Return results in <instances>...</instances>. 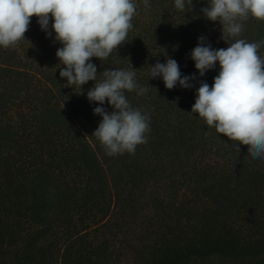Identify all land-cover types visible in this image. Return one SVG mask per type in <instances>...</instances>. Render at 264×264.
<instances>
[{"label": "trees", "instance_id": "1", "mask_svg": "<svg viewBox=\"0 0 264 264\" xmlns=\"http://www.w3.org/2000/svg\"><path fill=\"white\" fill-rule=\"evenodd\" d=\"M134 2L127 41L107 59L90 61L97 81L105 69L132 67L148 89L124 91L149 116L147 142L134 154L109 156L92 135L101 119L93 109H113L88 101L94 81L81 92L66 85L55 56L61 45L36 17L25 39L0 47V264H102L118 233L138 241L133 264L212 255L264 264V159L252 158L246 145L238 153L235 141L190 113L200 82L211 86L219 65L201 77L189 54L201 36L213 49L227 47L221 26L201 13L207 0H193L188 13L174 0H149L148 10L143 0ZM239 38L264 41V21L249 18ZM166 58L177 61L182 76L195 77L191 88L169 90L150 79L148 66ZM148 194L153 211L146 216ZM98 227L109 239L92 235Z\"/></svg>", "mask_w": 264, "mask_h": 264}, {"label": "clouds", "instance_id": "2", "mask_svg": "<svg viewBox=\"0 0 264 264\" xmlns=\"http://www.w3.org/2000/svg\"><path fill=\"white\" fill-rule=\"evenodd\" d=\"M143 5L146 10L151 7L149 0H143ZM174 7L191 12L193 0H174ZM200 11L207 20L219 22L220 39L227 47L213 49L205 37H198L189 56L199 76L217 64L219 71L211 86L200 82L190 113L198 114L208 127L235 141L238 153V145H246L252 158L264 159V55L259 53L264 41L239 38L249 18L264 21V0H207ZM136 14L134 0H0V47H13L25 39L30 18L36 17L46 37L54 33L55 42L61 45L55 56L63 65L59 75L66 79V85L78 86L81 92V86L94 81L86 92L88 101L99 105L107 101L113 109H93L101 119L92 135L109 156L134 154L137 145L147 142L149 116L133 108L124 91L143 95L148 89L138 85L132 67L105 69L102 80L97 81V67L90 61L93 57L107 59L127 41ZM148 69L150 79H162L169 90L177 85L191 88L190 81L195 79L182 76L172 58Z\"/></svg>", "mask_w": 264, "mask_h": 264}, {"label": "rangeland", "instance_id": "3", "mask_svg": "<svg viewBox=\"0 0 264 264\" xmlns=\"http://www.w3.org/2000/svg\"><path fill=\"white\" fill-rule=\"evenodd\" d=\"M17 110L13 107L9 114L14 117L16 115ZM77 121V120H76ZM79 125H81L79 123ZM152 196L153 194H148L146 195L147 200V205L144 207L142 211H144L145 215L148 216L152 214ZM148 198V199H147ZM179 198V196H178ZM249 218L247 220L243 221V225L249 224ZM129 221V220H128ZM95 234L96 238L99 240H107L109 239V234L106 235V230H104V227H98L92 235ZM127 242H130V244H127ZM138 241H136V238L131 236L130 238H126L125 240L123 239L122 233L117 234V240H116V245L114 243L111 244L110 246V252H111V259L108 260L107 262H103L102 264H133V260L135 258V252L136 250L133 249L132 245H136ZM241 259H236V260H229V259H224L222 257H219L217 255H212L209 258L205 260H194L190 259L186 261V263H181V264H240Z\"/></svg>", "mask_w": 264, "mask_h": 264}]
</instances>
